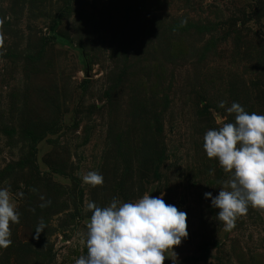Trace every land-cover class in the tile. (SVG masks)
<instances>
[{
    "label": "rangeland",
    "instance_id": "obj_1",
    "mask_svg": "<svg viewBox=\"0 0 264 264\" xmlns=\"http://www.w3.org/2000/svg\"><path fill=\"white\" fill-rule=\"evenodd\" d=\"M0 20V188L19 212L0 264H75L89 201L148 192L187 214L163 264H264V210L224 230L203 193L230 175L202 147L233 102L264 113V0H0Z\"/></svg>",
    "mask_w": 264,
    "mask_h": 264
},
{
    "label": "clouds",
    "instance_id": "obj_2",
    "mask_svg": "<svg viewBox=\"0 0 264 264\" xmlns=\"http://www.w3.org/2000/svg\"><path fill=\"white\" fill-rule=\"evenodd\" d=\"M219 107H224V101ZM226 111L235 114L234 121L207 130L202 147L230 178L222 182L218 194L205 192L203 196L210 198L211 207L218 209L217 220L223 222L225 231H230L249 206L264 210V113L245 111L237 102ZM82 179L92 186L103 183V176L96 171L88 172ZM148 193L131 202L114 197L103 207L89 201L87 253L80 255L75 264H163L171 258L166 252L175 255L173 246L188 237L187 214L167 204L163 193L151 197ZM10 222H19V212L9 190L0 188V248L12 243ZM44 228L41 219L35 233L38 235Z\"/></svg>",
    "mask_w": 264,
    "mask_h": 264
}]
</instances>
